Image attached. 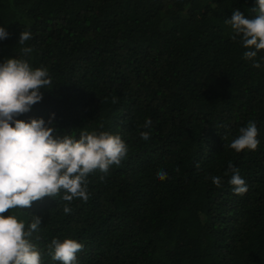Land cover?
<instances>
[{
    "label": "trees",
    "instance_id": "1",
    "mask_svg": "<svg viewBox=\"0 0 264 264\" xmlns=\"http://www.w3.org/2000/svg\"><path fill=\"white\" fill-rule=\"evenodd\" d=\"M255 5L0 0L8 33L0 63L27 60L52 81L17 119L47 124L51 117L56 134L77 138L81 131L118 134L128 148L103 180L89 175L87 202H65L61 193L3 214L26 226L31 216L41 218L30 238L41 264H59L48 255L54 238L84 245L76 264H264V50L253 68L224 23L237 9L254 16ZM21 31L32 34L24 45ZM23 47L32 52L25 56ZM249 121L258 129L257 149L224 147ZM141 131H150L147 141ZM229 162L246 181L243 195L233 194L231 173L224 175ZM211 176L221 177V187Z\"/></svg>",
    "mask_w": 264,
    "mask_h": 264
},
{
    "label": "clouds",
    "instance_id": "2",
    "mask_svg": "<svg viewBox=\"0 0 264 264\" xmlns=\"http://www.w3.org/2000/svg\"><path fill=\"white\" fill-rule=\"evenodd\" d=\"M252 17H246L240 10H233L224 23L231 28V39L246 49L243 59L253 61L252 67L259 69L260 62L254 58L264 50V0H256L250 10ZM8 33L0 27V40ZM32 38L30 31H21L18 43L24 45ZM27 56L31 47H23ZM52 84L48 70L33 68L27 60L13 58L0 63V264H41L42 254L30 240L38 232L41 218L31 216V222L18 220L14 215H3L12 209H30L33 202L45 197L53 199L61 195L62 200L71 203L74 199L87 202L89 175L102 173L100 179L113 165H120L127 155V145L121 136L106 131H81L78 138L58 135L52 127L50 117L46 124L42 118L28 122L17 117L28 113L31 107L42 100L41 89ZM116 100H113L115 103ZM54 116V114H53ZM152 121L145 119L143 127L149 129ZM141 139L147 141L150 131H141ZM254 121L238 129V134L224 147L239 153L245 149L254 151L260 141ZM223 139L227 140L225 136ZM228 184L234 195L248 191L246 181L232 162L228 163ZM167 172H157L158 180H165ZM217 188L223 181L220 176L209 177ZM65 214L70 207L65 205ZM48 255L59 264H76L77 254L84 245L74 239H52Z\"/></svg>",
    "mask_w": 264,
    "mask_h": 264
}]
</instances>
